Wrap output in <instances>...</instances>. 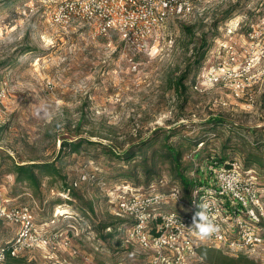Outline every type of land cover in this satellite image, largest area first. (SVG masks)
Wrapping results in <instances>:
<instances>
[{"label":"rangeland","instance_id":"374dc122","mask_svg":"<svg viewBox=\"0 0 264 264\" xmlns=\"http://www.w3.org/2000/svg\"><path fill=\"white\" fill-rule=\"evenodd\" d=\"M63 2L0 0V188L11 203L31 207L39 230L59 234L51 246L25 250V264L139 263L148 254L127 241L124 225L117 230L105 225L118 217L110 189L127 182L147 187L145 174L122 177L123 164L99 145L70 152L60 149L61 142L89 138L121 151L153 136L162 140L168 133L162 130H171L170 142L186 149L184 160L195 162L194 168L205 166L210 154L223 155L229 135L245 139L251 149L259 138L256 147L264 152V77L249 88L251 104L236 99L223 84L193 87L203 59L226 42L245 41L249 24L264 17V0L200 4L189 16L170 17L156 41L149 37L142 49L115 31L97 34L78 15L66 20ZM237 24L243 27L228 32ZM189 25L192 32L184 27ZM262 67L264 62L256 63L254 73ZM183 73L186 90L175 84ZM41 102L49 105L50 119L34 116ZM215 116L227 122L213 129L217 135L209 131ZM199 138H207V144L190 151ZM233 151L229 155L243 163V155ZM14 160L55 161L59 173H41L40 187L34 189L15 182L9 172ZM253 168L264 182V166ZM157 171L152 181L173 180L169 164L160 158ZM84 173L88 179L79 181ZM64 187L75 194L64 193ZM16 231L17 225L0 221V245L14 239ZM251 259L264 264V251ZM197 264L208 263L201 257Z\"/></svg>","mask_w":264,"mask_h":264},{"label":"built area","instance_id":"2783aa9c","mask_svg":"<svg viewBox=\"0 0 264 264\" xmlns=\"http://www.w3.org/2000/svg\"><path fill=\"white\" fill-rule=\"evenodd\" d=\"M210 0H64L66 20L78 15L95 28L97 34L117 32L121 39L138 49L148 46L149 37L156 41L159 29L172 16L186 17ZM228 28V32L243 27ZM242 37V34H241ZM245 41L222 44L208 58L194 82V89L223 84L236 99L254 102L249 88L264 77V67L254 73L256 63L264 62V17L249 24ZM259 48H263L261 52ZM204 142L197 146L199 149ZM196 148V149H197ZM197 151V150H196ZM195 175V172L192 173ZM188 199L179 185L158 178L147 187L123 183L111 188L109 195L116 215L129 218L125 238L137 243L148 254L139 262L121 264H193L200 262L201 247L223 249L227 254L249 258L264 251V182L257 171L241 161L216 163L208 160L198 169ZM88 179L86 173L79 178ZM79 181H74L77 187ZM207 203L209 215L219 231L201 239L192 230V216L197 204ZM177 208L169 209V206ZM0 219L17 225L14 239L0 245V264L8 255L19 257L27 249L43 248L59 237L39 230L28 204H13L0 188ZM68 247L69 242L64 241Z\"/></svg>","mask_w":264,"mask_h":264},{"label":"trees","instance_id":"16d2710c","mask_svg":"<svg viewBox=\"0 0 264 264\" xmlns=\"http://www.w3.org/2000/svg\"><path fill=\"white\" fill-rule=\"evenodd\" d=\"M185 29H187L189 32H192L193 25L184 26ZM206 40L202 43V47L206 48ZM209 48H207V52L209 53ZM206 52V53H207ZM206 57V56H205ZM207 58L202 61V64L200 65L199 72L203 68L204 64L206 63ZM186 80H187V74L183 73L179 76V78L176 80V87L177 89H183L186 90ZM211 127L209 128V131H212L215 135L216 132L213 131L216 127L219 125H225L227 126V122L224 118L215 116L210 120ZM229 128L234 129L232 126H229ZM171 129V128H170ZM164 133L167 131L168 133L163 136V139L161 140V135L153 136L151 138H146L144 140H141L139 142L133 143L130 146H128L126 149H123L121 151L116 150L114 147L105 144L103 142L93 141L89 138H77L74 141H66L65 139L61 142V150L68 149L70 152L79 151L83 145H99L102 149V152L108 156H111L119 161V163H122L123 165L120 166V175L122 177H132L139 171L145 174L146 176V184L149 186L152 182V178L155 176L157 171V159L160 158L164 162H167L169 164V169L171 172V176L173 180L170 181V185H179L184 192V198L188 199L191 195L192 188L195 184L194 179L192 178V173H198L199 167L194 168V164L190 159L191 162H185L184 157L186 154L185 148L179 147L178 145H175L170 142V135H173L171 130H162ZM259 140L257 138L253 145L255 148L251 149V146H249L246 143L245 139H242V141H238L233 137L232 135L227 136L226 141L223 144L222 151L223 155H209L206 159L211 161L213 160L216 163H226L231 162L234 160L233 156H230V151L234 150L233 152H240L243 155V165L246 168H253L254 166H264V152L259 147H256V143ZM160 141L158 144L157 142ZM207 138H199L198 140H195L193 145L191 144L190 151L195 150L200 142H204V144H207ZM189 147V148H190ZM259 148V150H258ZM261 151L262 154H259ZM149 150L150 153H149ZM203 151V150H202ZM200 152V151H199ZM206 160V161H207ZM254 169V168H253ZM10 173H13L15 175V182L25 183L28 182L31 186H33L34 189H39L40 183H41V173H46L48 175L59 173L56 162L55 161H43V162H19V161H13L11 168L9 170ZM157 180V179H156ZM155 180V181H156ZM64 193H68V195H72L74 192H72L71 188L64 187ZM75 194V193H74ZM116 220L111 222L110 224H106L105 228H110L111 226L114 227V230H117L118 228L122 227L121 224L124 225L123 229L128 227L132 220L129 218H115ZM5 222L4 220H1ZM109 235L113 236L114 234L111 232ZM200 256L204 258L206 263L208 264H256L254 260L251 258L239 254L237 256H233L230 254H227L223 249L220 248H210V247H201L199 250ZM7 264H25L24 257H14L11 255H8L6 262ZM4 263V264H5Z\"/></svg>","mask_w":264,"mask_h":264},{"label":"clouds","instance_id":"9594fccd","mask_svg":"<svg viewBox=\"0 0 264 264\" xmlns=\"http://www.w3.org/2000/svg\"><path fill=\"white\" fill-rule=\"evenodd\" d=\"M33 114L38 119H50L52 111L49 105L41 102L35 107ZM196 208L198 210L194 212L192 224L189 228L201 239L210 238L219 231V227L209 215V205L205 202L197 204Z\"/></svg>","mask_w":264,"mask_h":264}]
</instances>
